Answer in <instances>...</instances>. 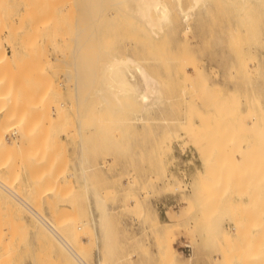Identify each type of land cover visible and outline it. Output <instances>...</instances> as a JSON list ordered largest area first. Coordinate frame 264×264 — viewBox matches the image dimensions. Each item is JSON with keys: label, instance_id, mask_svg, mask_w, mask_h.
<instances>
[{"label": "rangeland", "instance_id": "374dc122", "mask_svg": "<svg viewBox=\"0 0 264 264\" xmlns=\"http://www.w3.org/2000/svg\"><path fill=\"white\" fill-rule=\"evenodd\" d=\"M116 1L0 0L2 184L87 264H150L153 244V264H175L180 241L185 264H264V0H204L186 25L192 0H161L157 34ZM114 56L157 81L160 109L98 105ZM6 194L0 264H76Z\"/></svg>", "mask_w": 264, "mask_h": 264}, {"label": "bare ground", "instance_id": "6f19581e", "mask_svg": "<svg viewBox=\"0 0 264 264\" xmlns=\"http://www.w3.org/2000/svg\"><path fill=\"white\" fill-rule=\"evenodd\" d=\"M97 2H99V0H95ZM109 1V0H108ZM121 1H116L119 2V4H121ZM125 1V0H124ZM123 1V2H124ZM127 1V0H126ZM126 1L124 2L125 4H127V6L129 5V2L131 0H128L127 3ZM136 2L133 3V0L131 1L132 3H130V5L132 4L131 10L128 7V11L130 10V13H127L125 10V14H129L130 17L135 16L136 20L139 22V24L141 25V27L144 28V31L150 34H157V30H160V26L162 22H165L168 20V14L169 11L167 9V7L161 2V0H134ZM178 1V0H177ZM92 2V1H91ZM107 2V1H106ZM115 2V3H116ZM122 2V5L124 4ZM204 2V0H192V5L188 8V9H181L180 6H178V11L180 13L181 16V20L183 22V24H187L189 18L191 17V12L198 7L200 4L202 5ZM94 3V1H93ZM113 3V2H112ZM99 4V3H98ZM129 5V6H130ZM100 6V5H99ZM125 6V5H124ZM91 7V6H90ZM126 7V6H125ZM135 7V8H134ZM101 8V7H100ZM123 8V6H122ZM127 8V7H126ZM26 9V8H25ZM124 9V8H123ZM124 12V11H123ZM133 12V15H132ZM153 13H156V16H153ZM100 14L102 15V13L100 12ZM126 14V15H127ZM26 16V15H25ZM92 18V17H91ZM22 19V17H21ZM90 19V16H89ZM94 19V18H93ZM20 20V19H19ZM29 20V19H28ZM83 21V20H82ZM19 22V21H18ZM30 22V21H29ZM39 22V21H38ZM89 22V21H88ZM94 20L91 22L93 23ZM35 24V23H34ZM86 24V23H85ZM96 27L97 23H94ZM163 24V23H162ZM37 25V24H36ZM49 25V24H48ZM84 25V23H83ZM87 25V24H86ZM91 26V25H90ZM84 27V26H83ZM88 27V26H87ZM34 28V27H33ZM35 29V28H34ZM80 29V28H79ZM83 29V28H82ZM87 29V28H86ZM93 29V28H92ZM96 29V28H95ZM93 29L92 30V34L95 35L96 30ZM46 30V29H45ZM84 30V29H83ZM86 31V30H85ZM80 32V31H79ZM34 33V32H33ZM32 33V34H33ZM85 33V32H84ZM50 34V33H49ZM22 35V34H21ZM55 35V34H53ZM30 37V36H29ZM53 37V36H52ZM56 38V37H55ZM58 38V37H57ZM95 39V38H94ZM27 40V39H26ZM57 40V39H56ZM97 40V37H96ZM29 43V42H28ZM97 43V42H96ZM95 44V43H94ZM98 46V45H97ZM32 47V46H31ZM95 48V47H94ZM132 48V47H131ZM28 49V48H27ZM95 51V50H94ZM99 51V50H98ZM100 53V52H99ZM98 53V54H99ZM104 53V52H103ZM105 54H103L104 56ZM97 60L95 59V61L98 62V60H102L100 59L99 55H95ZM99 56V58H98ZM102 58H107V57H103ZM108 56V55H106ZM95 58V57H93ZM94 60V59H92ZM105 60V59H103ZM94 61V62H95ZM99 61V62H100ZM101 63H103L101 61ZM106 64V63H105ZM96 65L93 64V66ZM99 65V64H98ZM101 66V65H100ZM96 68H98L99 70V66H97ZM100 69H103V71L105 72L104 74H106V77H101V79L103 80V78L105 79V83L107 84L106 88H104V84L103 86L100 84L102 83L100 80V85L102 86V90H98L96 91V98L98 99L97 102H99V100H101L102 106H106L104 104H107V100H109V104L113 107H110L109 110L113 111V113H116L119 107V98L120 97H128V96H133L135 97V99L139 102L140 106H141V112L142 113H150L152 111H156L158 109H160L161 105L163 104V98L161 96V91L159 88V85L157 83V81L150 75L147 73V71L137 62H135L132 58H130L129 56H125L124 59H117L114 57H112V60L108 61L106 64V67H100ZM94 74H96V69L94 68ZM93 76V73H92ZM104 76V75H103ZM94 77V76H93ZM95 78V77H94ZM94 78L93 81H94ZM95 83V82H93ZM98 84V86H100ZM99 89V88H98ZM98 93V95H97ZM100 96V98L98 97ZM80 101V100H79ZM79 101L77 103H79ZM111 101V102H110ZM114 101V102H113ZM118 103L116 105H112L113 103ZM81 102V101H80ZM101 102H99V106L101 104ZM112 103V104H111ZM80 104V103H79ZM78 104V105H79ZM109 105H107L106 109L108 108ZM113 108V109H111ZM123 110V109H122ZM110 111V112H111ZM119 111V110H118ZM113 115V114H111ZM113 129V128H112ZM2 133V131H0ZM3 134V133H2ZM0 137L2 138L1 134ZM0 138V142H4L3 140L1 141ZM3 146L5 145L4 143H2ZM19 146V145H16ZM2 147V146H1ZM5 147H3L4 149ZM80 157V155H79ZM79 164L77 163V167L78 168V172L79 174H81L80 179L84 180V174L86 173L83 167V162L85 160H83V158H79L78 160ZM79 165V166H78ZM77 173V172H76ZM77 175V174H76ZM79 177V176H78ZM2 180H0L1 182ZM3 182L0 183V191H4V194L7 193L8 195L11 196V198L14 199V202L17 201V203H19L20 205H22L24 208V210L33 217V219L35 218V220L38 221V225L41 224L42 227H44V229L50 234V236L52 237L50 239V237H48V234L45 232L46 236L49 238V242H52L50 240H52L54 238V241L58 242V244H60V248L62 247V250H65L67 252V255H70V257L73 258V261L75 260L76 264H83L80 259H79V254L73 249L72 245L70 244V242H68L65 238H63V236H61V234H59V231H57L58 229H55L53 227V225L48 222L44 217H42L39 213H37L34 208L32 206H29L28 203H26L21 197H19L14 191H12L10 188L7 187L6 184H2ZM83 183V182H82ZM8 184V183H7ZM6 185V186H5ZM9 185V184H8ZM6 194V196H7ZM8 197V196H7ZM10 199V198H9ZM264 204V203H262ZM96 205L101 209L103 208V213L101 211V215L100 218L98 219V224L100 225V228H102V232H103V236H104V231L103 228L104 226H106L107 223V216H105V211H104V207H103V202L100 199L96 200ZM5 206V205H4ZM7 206V205H6ZM16 206V204H15ZM13 205V207H15ZM96 206V207H97ZM18 207V206H17ZM20 207V206H19ZM32 207V208H31ZM16 208V207H15ZM13 210V208H11ZM22 209V208H21ZM9 210V209H8ZM19 210V209H18ZM23 210V211H24ZM99 211V212H100ZM19 212V211H18ZM36 221V222H37ZM34 223V222H33ZM56 224V223H55ZM40 225V227H41ZM35 226V225H34ZM55 226V225H54ZM57 228V227H56ZM37 229H39L37 227ZM105 230V229H104ZM43 231V230H42ZM39 232V231H38ZM40 233V232H39ZM106 233V231H105ZM47 241V240H46ZM54 241L52 243H54ZM72 243V242H71ZM52 245V244H51ZM55 245V244H54ZM59 254L63 255V253ZM66 255V254H64ZM66 255V256H67ZM64 256V258L66 257ZM62 257V256H61ZM63 260V259H62ZM65 262V261H64ZM71 262V261H70Z\"/></svg>", "mask_w": 264, "mask_h": 264}, {"label": "crops", "instance_id": "0c3cea01", "mask_svg": "<svg viewBox=\"0 0 264 264\" xmlns=\"http://www.w3.org/2000/svg\"><path fill=\"white\" fill-rule=\"evenodd\" d=\"M183 245H184V241L176 242L173 245V250H174L173 259H174L175 264H185L186 257L182 251ZM98 246L101 247L100 241H98ZM97 258L100 259L99 256H97ZM157 258H158L157 257V250L153 244V247H151V249H150V260H151L150 264H153V262H155V260H157ZM198 264H206V263H205V260H200Z\"/></svg>", "mask_w": 264, "mask_h": 264}, {"label": "built area", "instance_id": "2783aa9c", "mask_svg": "<svg viewBox=\"0 0 264 264\" xmlns=\"http://www.w3.org/2000/svg\"><path fill=\"white\" fill-rule=\"evenodd\" d=\"M182 251H183V253H184L185 256H187V257L192 256L193 250H192V248L189 245H187V244L183 245ZM79 259H80V261L83 264H87L80 256H79Z\"/></svg>", "mask_w": 264, "mask_h": 264}]
</instances>
